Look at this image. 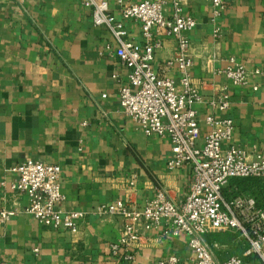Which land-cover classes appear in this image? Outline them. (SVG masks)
I'll use <instances>...</instances> for the list:
<instances>
[{
    "label": "crops",
    "instance_id": "crops-1",
    "mask_svg": "<svg viewBox=\"0 0 264 264\" xmlns=\"http://www.w3.org/2000/svg\"><path fill=\"white\" fill-rule=\"evenodd\" d=\"M178 1L196 20L188 32V55L193 62L190 77L201 96L196 104L201 138L209 131L207 116L230 118L235 129L224 146L241 147L249 160L264 155V0L229 1L218 18L209 0ZM108 2L129 36L142 44L140 23L123 19L118 0ZM172 11L173 0H166V15ZM154 41L160 44L154 53L155 71L179 83L177 39L157 34ZM118 47L106 26L95 25L81 0H0V210L20 212L6 222L0 218V260L157 264L176 255L183 264H192L189 237L165 232V223L149 230L139 223L143 235L131 250L133 257L114 256L110 244L120 238L125 219L96 212L98 206L118 200L142 208L159 192L181 205L193 178L187 165H169V140L145 135L123 111L119 88L128 82L130 69ZM231 59L259 73L237 86L219 72ZM224 89L229 106L220 110L217 103ZM27 159L61 166L66 197L61 207L87 212L76 230L45 226L24 212L28 196L10 184L13 166ZM132 178L134 186L129 185ZM238 194L252 195L264 206V180L231 179L224 196Z\"/></svg>",
    "mask_w": 264,
    "mask_h": 264
},
{
    "label": "built area",
    "instance_id": "built-area-1",
    "mask_svg": "<svg viewBox=\"0 0 264 264\" xmlns=\"http://www.w3.org/2000/svg\"><path fill=\"white\" fill-rule=\"evenodd\" d=\"M209 1L214 18H218L228 2L233 0ZM118 2L122 6L123 19L140 23L145 40L142 44L129 36L125 22L110 11L108 0H81V4L92 11L95 25L106 26L114 35L119 44L117 53L130 69L128 82L119 88L120 105L145 135L169 140L172 152L169 165H187L193 172V178L181 205L168 199L164 192H159L142 208H132L122 200L98 206V214L118 215L125 219L120 238L110 244L111 253L118 258L131 259L132 248L142 240L138 224L143 223L149 230L165 223V232L189 237L192 264H264V206H259L252 195L224 196V189L233 178L264 179V155L257 154L249 160L241 147L224 146L231 140L235 129L230 118L217 120L212 115L207 116L205 123L209 131L201 138L196 108L201 96L190 77L193 62L188 55V32L195 27V18L184 13L178 0H173L170 16L166 15V0ZM157 34L177 39V61L181 65L179 83L172 77L159 74L153 67L154 53L160 45L154 41ZM219 72L237 86L247 85L249 78L259 73L258 70L249 72L235 59H231ZM253 88L257 89L258 85ZM217 105L220 110L229 106L225 89ZM12 170L15 177L11 188L26 194L29 199L25 213L45 226L67 230L78 228L87 212L61 207L66 197L62 192V168L59 164L27 159L15 164ZM129 185L134 186V178ZM18 213L17 209H2L0 218L6 222ZM230 231L239 233L247 241V248L241 255L233 254L220 260L214 250L218 242L211 244L206 236ZM0 264L9 263L0 260ZM157 264L183 263L178 256L171 255Z\"/></svg>",
    "mask_w": 264,
    "mask_h": 264
},
{
    "label": "rangeland",
    "instance_id": "rangeland-1",
    "mask_svg": "<svg viewBox=\"0 0 264 264\" xmlns=\"http://www.w3.org/2000/svg\"><path fill=\"white\" fill-rule=\"evenodd\" d=\"M217 235L218 246L215 247V252L218 255L222 254V257L218 259H227L232 253H236L241 255L247 248V241L240 236L239 233L230 231V232H222V233H212ZM211 236V235H209ZM207 237V241L210 243L213 237ZM219 241L221 243H219Z\"/></svg>",
    "mask_w": 264,
    "mask_h": 264
},
{
    "label": "trees",
    "instance_id": "trees-1",
    "mask_svg": "<svg viewBox=\"0 0 264 264\" xmlns=\"http://www.w3.org/2000/svg\"><path fill=\"white\" fill-rule=\"evenodd\" d=\"M249 178H255V177H249ZM256 179L264 180L263 178H256ZM214 242H218L217 235L215 237H213L212 241H210L211 244H213ZM219 243H221V242L219 241ZM234 254H236V253H234ZM231 255H233V253Z\"/></svg>",
    "mask_w": 264,
    "mask_h": 264
}]
</instances>
